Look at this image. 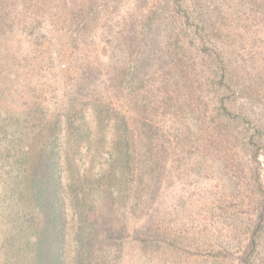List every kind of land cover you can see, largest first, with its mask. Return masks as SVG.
<instances>
[{
    "label": "rangeland",
    "instance_id": "1",
    "mask_svg": "<svg viewBox=\"0 0 264 264\" xmlns=\"http://www.w3.org/2000/svg\"><path fill=\"white\" fill-rule=\"evenodd\" d=\"M183 1L201 16L213 48L234 72L238 103L264 128V0ZM157 9L159 28L148 36L157 44L138 79L123 88L120 63ZM179 23L168 0H0L1 114L29 113L43 123L59 114L63 121L67 103L76 110L98 104V95L85 94L83 80L98 85L102 102L121 109L130 127L148 122L170 141L160 187L142 218L128 220L117 264H240L249 242L252 169L264 183V159L252 166L225 138L215 117V86L194 51L183 56ZM167 35L169 54L162 47ZM85 114L97 132L94 117ZM112 128L101 130L104 147L92 138L81 149V169L106 166ZM2 186L0 264H8ZM139 226L143 241L131 232ZM64 251L70 264V232ZM248 264H264V230Z\"/></svg>",
    "mask_w": 264,
    "mask_h": 264
},
{
    "label": "trees",
    "instance_id": "2",
    "mask_svg": "<svg viewBox=\"0 0 264 264\" xmlns=\"http://www.w3.org/2000/svg\"><path fill=\"white\" fill-rule=\"evenodd\" d=\"M168 1L180 22V32L184 31L183 56L186 52L191 55L192 50L206 64L208 82L218 96L215 117L225 138L247 157V163L256 165L260 156L264 159L263 126L253 123L238 103L236 76L213 48L201 16L186 1ZM159 10L147 16L139 39L120 63L123 88L138 79L157 44L148 36L159 28L155 20ZM169 38L167 35L162 44L165 54H169ZM80 82L85 94L98 95V104L76 110L74 103H67L63 121L59 114L43 123L29 113L9 117L0 113V185L8 205L3 216L8 264H66L69 232L70 264H117L129 234L128 220L142 218L160 187L170 141L148 122L135 121L130 127L129 117L121 109L102 102L98 85ZM85 108L94 117L97 132H92ZM108 125L113 128L106 166L97 172L92 166L81 169L77 163L81 149H88L92 138L104 147L101 130ZM252 175L254 217L240 264L250 263L264 230V183L257 168ZM141 228L132 227L131 232L143 241Z\"/></svg>",
    "mask_w": 264,
    "mask_h": 264
}]
</instances>
